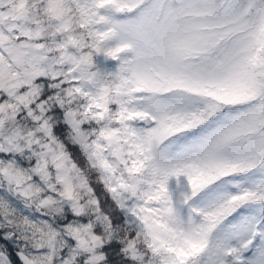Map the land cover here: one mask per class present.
<instances>
[{"label": "snow or ice", "instance_id": "snow-or-ice-1", "mask_svg": "<svg viewBox=\"0 0 264 264\" xmlns=\"http://www.w3.org/2000/svg\"><path fill=\"white\" fill-rule=\"evenodd\" d=\"M0 264H264V0H0Z\"/></svg>", "mask_w": 264, "mask_h": 264}]
</instances>
